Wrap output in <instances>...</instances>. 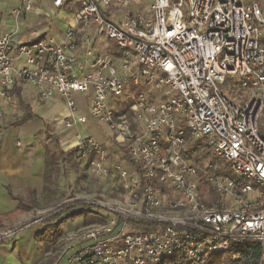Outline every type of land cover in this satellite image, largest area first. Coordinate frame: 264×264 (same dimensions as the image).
Segmentation results:
<instances>
[{"label":"built area","instance_id":"2783aa9c","mask_svg":"<svg viewBox=\"0 0 264 264\" xmlns=\"http://www.w3.org/2000/svg\"><path fill=\"white\" fill-rule=\"evenodd\" d=\"M36 1L17 0L7 16L25 18ZM52 6L70 11L60 40L44 33L16 45L14 34L0 35V101L11 99L15 84L28 83L39 101L64 102V129L102 124L128 157L125 166L110 165L102 144L75 134L73 153L92 158L96 174H113L118 198H74L72 205L105 214L67 237L77 247L72 261L211 264L213 255L229 251L240 261L238 252L253 241L257 264H264V0H52ZM100 38L112 41L116 53L98 51ZM227 78L240 82L244 103L228 93L237 84L220 89ZM196 143L229 171L194 166L185 150ZM25 228L1 227L0 244Z\"/></svg>","mask_w":264,"mask_h":264},{"label":"crops","instance_id":"0c3cea01","mask_svg":"<svg viewBox=\"0 0 264 264\" xmlns=\"http://www.w3.org/2000/svg\"><path fill=\"white\" fill-rule=\"evenodd\" d=\"M17 6V0H0V35L14 34L16 45L32 42L36 35L44 33L53 35L57 40L61 39L67 23L63 18L67 19V14H70L68 7L55 9L52 0H37L34 10L29 15L14 21L7 16V13ZM33 19H36L34 23ZM46 23L50 24L49 27L45 32H40L41 27ZM14 92L18 97L12 95L11 98L16 100V104L0 101V109L3 113L0 118V216H9L1 220V227L27 221L39 210L50 207H42V205L38 207L36 204L37 196L42 194L46 187L45 158L48 144L44 141L47 136L43 126L37 118L19 126L9 125L23 116L24 106L33 109L31 105L35 100L37 101L36 90L32 85L20 82L16 84ZM12 111L17 112L16 118L11 116ZM79 113L83 115L86 110L79 109ZM93 137L100 144L106 145L107 142L101 135ZM17 143L20 146H17ZM50 151L49 155L55 154L56 157L61 155ZM68 213L61 217H65ZM84 225L86 224H77L70 220L60 223L59 233L55 237L54 252L51 250L48 253L45 252L43 244L36 239V234L45 229L44 222H37L30 227L27 225L12 241L0 244V264H42L45 259H51L54 255L58 256L53 264H78L71 259L77 247L68 245L66 241L70 234ZM63 240L65 243H62Z\"/></svg>","mask_w":264,"mask_h":264},{"label":"rangeland","instance_id":"374dc122","mask_svg":"<svg viewBox=\"0 0 264 264\" xmlns=\"http://www.w3.org/2000/svg\"><path fill=\"white\" fill-rule=\"evenodd\" d=\"M260 8L261 10H263L262 6H260ZM35 21L36 19L32 20L33 23ZM49 25L50 24L46 23L44 26H42L40 32H45V29H47ZM107 47L108 49H113L114 53H116V48L112 41L101 38L98 39V42L96 44V49L98 51L104 52L105 48ZM233 84H237V86L232 88V90H228L232 87L231 85ZM219 87L221 90H228L230 96L234 97L236 101H238V103L242 104L245 102L246 91L240 86V82H238L237 80H231L227 78L226 82ZM8 102L7 103L11 105H13L14 103L16 104V100L12 98ZM31 106L33 107L32 114L41 122L44 128L43 131L47 136L44 141L49 146L46 147L48 153H51L50 150L55 151L59 154L61 153V158L58 159V156L56 157L55 154L52 155V157L54 158L53 161L54 163H56L54 165H50L49 171L45 175L46 187L43 193L39 195L37 194V206L40 207V205H42V207H50L46 210H39L36 215L31 217L27 221L17 222L14 224L21 225L22 227H27V225H29L30 227L37 222H42V219H44V217L48 216L49 214L60 210V208L71 206L75 200L74 198L81 199L83 197H94L110 201L117 199V178L113 174H109L105 177L101 174H96V171H98L99 168H96V166L92 165V158H80L72 151V146L75 142V134L81 133L83 135L85 133L93 139V136L101 135L107 142L106 145H102L103 148L110 152V156L108 159L109 164H119L121 166H125V161L127 160L124 155V149H122L123 152L119 150L116 151L117 146L110 136V133L108 132L106 126L98 124L92 120H87L83 125L75 124L71 129H64L63 120H66L68 118V112L64 102L59 98H54L46 102L39 101L37 99V101L35 100V102ZM78 108L85 110V104L83 100H79ZM16 113L17 112L14 113L12 111L11 116H15L16 118ZM78 114L80 113L78 112ZM39 121H37V124ZM260 122L261 125L259 126V132L260 135L264 138V111L260 117ZM48 137L51 138L48 139ZM54 139L57 140V143L54 142ZM185 155L193 163L194 166L198 165L202 168H206L207 165L210 164L218 168V173H227L229 171V164L215 156L210 155L208 149L203 143H196L188 146L185 150ZM50 161L53 162L52 159H50ZM100 167L106 168L105 165H101ZM25 199H27V196L25 197ZM87 210L88 211L79 216H76L73 220L70 221L77 224H90L97 221L96 217L98 216V214H105V212L102 211L97 212L96 208L93 207H89ZM93 213L97 215H94ZM20 233H22V231ZM62 243H65V241L63 240ZM69 244L70 243L68 242V245ZM256 246L257 245L255 242L247 241V243L242 246L239 252L245 253L248 251L249 247ZM248 260L249 258L242 259L240 261V264H248Z\"/></svg>","mask_w":264,"mask_h":264},{"label":"trees","instance_id":"16d2710c","mask_svg":"<svg viewBox=\"0 0 264 264\" xmlns=\"http://www.w3.org/2000/svg\"><path fill=\"white\" fill-rule=\"evenodd\" d=\"M15 86H16V84L13 86V88L10 91L11 97H12V95H15V92H14ZM12 92L14 94H12ZM15 97L17 98L18 96L15 95ZM35 118L36 117L32 114V110H31L30 106H24L23 116L20 119H18L17 121H14L13 123H11L9 125L12 127L13 126L14 127L19 126V125H22V124H24L28 121H31ZM54 142L57 143V140L54 139ZM57 158L60 159L61 155ZM125 158H126V160H128V157L126 155H125ZM50 159H52V161L54 160L52 155H49L47 152L46 158H45V164H46L45 175L49 171L50 165H52V164L54 165L56 163V162L54 163V161L51 162ZM88 208H89V206H86V205H72V206H68L66 208H60V210H58L52 214H49L48 216L44 217V219H42V221L45 224V229H43V231L36 234V239L43 244L46 253H48L51 250L54 252L55 237L59 233L60 223L67 221V220H73L76 216H79V215L83 214L84 212L88 211L87 210ZM19 209H20V207H19ZM68 212H70V213H68ZM66 213H68V214L65 217H61L63 214H66ZM93 214L97 215L95 213H93ZM8 217H9L8 215L0 216V222L2 219L8 218ZM54 222H56V223H54ZM0 228H1V226H0ZM238 253H240V252H238ZM240 254L242 255L241 260L249 258L248 264H257L258 263L259 251L256 247H249L247 252L240 253ZM57 256L58 255H54V256H52L51 259H49V258L45 259V261L42 264H53L54 261L57 259ZM171 261L172 260L169 259V263ZM240 261H232L231 260V251L226 252V253H222V254L213 255L211 258V264H240Z\"/></svg>","mask_w":264,"mask_h":264}]
</instances>
